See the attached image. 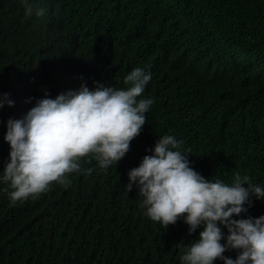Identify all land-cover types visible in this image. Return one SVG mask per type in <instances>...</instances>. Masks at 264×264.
Listing matches in <instances>:
<instances>
[{
	"label": "trees",
	"instance_id": "16d2710c",
	"mask_svg": "<svg viewBox=\"0 0 264 264\" xmlns=\"http://www.w3.org/2000/svg\"><path fill=\"white\" fill-rule=\"evenodd\" d=\"M28 3L46 16H26L24 0H0V93L14 101L0 108V171L10 152L7 121L45 91L55 98L82 83L92 90L94 81L125 88L140 67L152 79L138 99L154 103L107 171L85 158L68 184L16 204L0 182V264H180L176 245L199 239L203 227L190 235L183 218L167 228L152 222L138 188L125 194L128 172L167 134L183 141L190 167L205 179L231 183L239 172L264 189V0ZM250 199L233 219L264 215V198Z\"/></svg>",
	"mask_w": 264,
	"mask_h": 264
},
{
	"label": "clouds",
	"instance_id": "9594fccd",
	"mask_svg": "<svg viewBox=\"0 0 264 264\" xmlns=\"http://www.w3.org/2000/svg\"><path fill=\"white\" fill-rule=\"evenodd\" d=\"M24 5L26 16L35 12L39 20L47 14L46 8L34 9L28 0ZM151 79L150 71L136 67L124 78L125 88L94 81L92 90L82 83L78 90L55 98L45 91L22 118H9L4 140L10 152L0 182L11 189L10 202L39 199L54 184H68L69 175L81 171L85 158L95 159L105 171L116 166L147 122L146 113L154 101L138 98ZM5 104L14 106L10 93H0V108ZM182 146L183 141L173 135L159 136L152 154L128 172L125 194L135 185L143 214L164 228L180 218L189 226L190 235L203 227L199 239L176 245L180 264H214L216 260L264 264V215L232 218L248 211L245 205L251 207L252 196L264 198V189L239 172L231 183L205 179L190 167L188 155L192 153ZM92 171L87 169L89 174ZM232 250L238 252L235 259L224 255Z\"/></svg>",
	"mask_w": 264,
	"mask_h": 264
}]
</instances>
